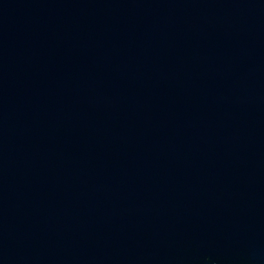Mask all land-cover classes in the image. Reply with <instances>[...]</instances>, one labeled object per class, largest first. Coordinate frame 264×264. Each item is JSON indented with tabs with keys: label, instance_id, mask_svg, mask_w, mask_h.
I'll return each mask as SVG.
<instances>
[{
	"label": "water",
	"instance_id": "obj_1",
	"mask_svg": "<svg viewBox=\"0 0 264 264\" xmlns=\"http://www.w3.org/2000/svg\"><path fill=\"white\" fill-rule=\"evenodd\" d=\"M0 264H264V0H0Z\"/></svg>",
	"mask_w": 264,
	"mask_h": 264
}]
</instances>
